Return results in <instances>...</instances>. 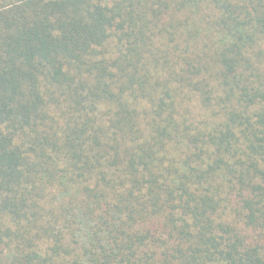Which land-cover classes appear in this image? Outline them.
Instances as JSON below:
<instances>
[{
  "label": "trees",
  "instance_id": "trees-1",
  "mask_svg": "<svg viewBox=\"0 0 264 264\" xmlns=\"http://www.w3.org/2000/svg\"><path fill=\"white\" fill-rule=\"evenodd\" d=\"M0 264H264V0H0Z\"/></svg>",
  "mask_w": 264,
  "mask_h": 264
}]
</instances>
